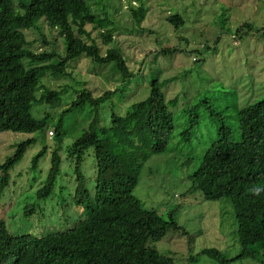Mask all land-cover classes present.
<instances>
[{
	"label": "trees",
	"instance_id": "16d2710c",
	"mask_svg": "<svg viewBox=\"0 0 264 264\" xmlns=\"http://www.w3.org/2000/svg\"><path fill=\"white\" fill-rule=\"evenodd\" d=\"M130 11L133 20L140 24L146 8L139 5L130 7ZM166 20L176 27L184 22L180 14H170ZM42 22L49 30H57L61 49L31 47L32 42L24 33L27 29L39 31L42 42L48 44ZM109 23L86 0H0V132L47 131L56 118L52 136L55 145L46 178L36 191L37 198L55 193L62 162L59 152L67 130L65 118L85 106L89 108L88 125L67 147L65 157L68 165H74L79 180L73 200L76 209L39 235L11 231L0 219V264H174L172 257L160 253L154 245L169 230L180 228L173 211L168 210L164 217L159 208L146 207L133 192L147 159L166 151L168 135L174 128L169 103L178 99L175 96L167 101L163 88L174 77L151 79L143 99L133 102L142 96L124 97V114L110 107L109 125L103 124L99 106L114 94H123L137 73L130 70L120 48L109 46L115 30L108 27ZM245 25L248 26L242 23L238 28ZM170 49L166 47L162 53H169ZM82 56L89 59L90 71L100 73L107 68L105 77L109 78L118 74L120 85L100 95L85 87H73L71 94L66 93L64 80L73 77L69 64ZM45 77L62 82L52 87L44 82ZM144 87L146 90V86H139L135 91L144 94ZM60 104L66 105L57 111ZM36 105H45L41 117L32 114ZM189 108L185 113L191 118L181 132L185 135L183 140L190 139L194 126L200 122L195 106ZM236 123L234 127L226 123L218 126L217 139L187 174L190 184L182 195L200 191L207 200L227 197L241 246L233 259L257 253L264 258V97L236 108ZM33 140L32 137L16 143L12 155L0 163V197L10 182L9 170L21 160ZM89 148H93L95 159L92 189L83 185L81 170ZM46 149L43 146L32 157L31 169L37 167ZM33 210L34 206H30L25 212ZM189 239L193 243L192 237ZM199 254L218 264L230 261L216 247H204Z\"/></svg>",
	"mask_w": 264,
	"mask_h": 264
},
{
	"label": "rangeland",
	"instance_id": "374dc122",
	"mask_svg": "<svg viewBox=\"0 0 264 264\" xmlns=\"http://www.w3.org/2000/svg\"><path fill=\"white\" fill-rule=\"evenodd\" d=\"M86 2L100 17L108 18V27L115 28L109 46L120 48L130 70L137 72L123 94H114L110 101L99 106L103 124L109 125L110 107L114 112L124 114L127 110H122L124 97L142 96L133 102L143 99L151 79L174 77L163 88L167 101L175 96L178 99L169 103L174 128L168 135L166 151L147 159L133 190L146 207L159 208L158 212L164 217H167L168 210H172L180 227L169 230L155 242L156 249L172 257L174 264H218L207 255H198L204 247L221 250L230 258L227 264H262L261 259L264 258L260 253L233 259L241 246L233 208L227 197L207 200L200 191L182 194L190 184L187 174L195 169L206 149L217 139L218 126L226 123L234 127L237 124L236 108L264 97V0ZM139 5L146 8V14L137 24L131 16L130 7ZM170 14H180L183 24L176 27L168 22L166 17ZM242 23L248 26L238 28ZM42 25L48 44L42 42L39 31L27 29L24 33L26 39L32 42L31 47L36 50L61 49L57 30H49L45 23ZM86 28L89 30L91 26ZM166 47L171 51L163 54L162 50ZM193 57L198 60H193ZM69 68L73 77L64 80L66 93L71 94L73 87H85L94 95H100L120 85L118 74H113L112 78L109 75L105 77L107 68L100 73L90 71L89 59L85 56L70 63ZM44 82L54 87L62 80L45 77ZM139 86H146V90L144 87L141 91L144 94L135 91ZM65 105L60 104L56 110ZM191 106H195L200 122L194 126L190 139L183 140L185 135L181 132L191 118L185 110ZM44 109L45 105L33 106L32 114L41 117ZM88 115L89 108L85 106L64 120L67 130L59 152L62 157L61 171L55 193L48 198H37L36 191L45 180L50 166L55 139L49 137L48 132L53 130L56 118L50 122L47 131L0 132V163L12 155L16 143L34 138L21 160L9 170L10 182L0 197V219L11 231L39 235L46 227L56 226L55 221L65 220L76 209L73 200L79 180L76 179L74 165H68L70 162L65 157L67 147L87 127ZM43 146H46V152L37 167L31 169L32 157ZM94 165L93 148H89L81 162L83 185L88 189L94 186V176L91 179L95 175ZM30 206H34V210L26 213Z\"/></svg>",
	"mask_w": 264,
	"mask_h": 264
},
{
	"label": "clouds",
	"instance_id": "9594fccd",
	"mask_svg": "<svg viewBox=\"0 0 264 264\" xmlns=\"http://www.w3.org/2000/svg\"><path fill=\"white\" fill-rule=\"evenodd\" d=\"M49 134V137H52L53 136V130H49V132H48Z\"/></svg>",
	"mask_w": 264,
	"mask_h": 264
}]
</instances>
